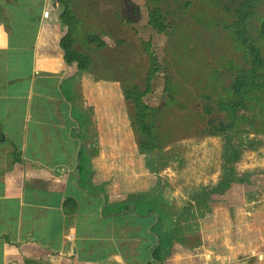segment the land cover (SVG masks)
<instances>
[{
    "label": "rangeland",
    "instance_id": "obj_1",
    "mask_svg": "<svg viewBox=\"0 0 264 264\" xmlns=\"http://www.w3.org/2000/svg\"><path fill=\"white\" fill-rule=\"evenodd\" d=\"M67 2L79 21L73 48L90 60L74 79L83 147L120 196L129 188L130 199L145 195L162 205L171 220L162 264H264V93L237 108L239 130L208 134L209 120H227L216 104L231 101L245 48L264 61V0ZM153 8L166 19L164 33L148 23ZM41 20L54 25L52 11ZM150 55L158 69L142 100L158 109L163 148L146 155L124 91L145 90Z\"/></svg>",
    "mask_w": 264,
    "mask_h": 264
},
{
    "label": "crops",
    "instance_id": "obj_2",
    "mask_svg": "<svg viewBox=\"0 0 264 264\" xmlns=\"http://www.w3.org/2000/svg\"><path fill=\"white\" fill-rule=\"evenodd\" d=\"M59 14L52 0H0V264H151L146 218L112 211L130 189L113 190L83 147ZM83 151L91 193L77 183Z\"/></svg>",
    "mask_w": 264,
    "mask_h": 264
},
{
    "label": "trees",
    "instance_id": "obj_3",
    "mask_svg": "<svg viewBox=\"0 0 264 264\" xmlns=\"http://www.w3.org/2000/svg\"><path fill=\"white\" fill-rule=\"evenodd\" d=\"M52 5L53 7L59 8L61 10L59 20L63 35L59 39V48L62 52L64 64L68 68H72L75 74L83 72L89 67L90 60L87 56L80 54L73 48V35L78 28L79 21L70 10L67 0H52ZM246 6L248 5L245 4V8ZM237 10L239 11V9ZM165 21V17L158 10V8H153L149 11L148 23L157 33L165 32ZM240 22L243 23V19L241 21L240 18L239 23ZM262 27V34L264 35V25ZM88 39L93 41L95 37L91 36ZM99 46L100 43L98 46H96V48L99 49ZM244 52L246 57L245 65L236 71L233 83L230 87L231 101L228 103L219 101L216 104L217 109L215 112L221 114L227 113L225 116V119L227 120H209L210 122H208V124L210 125V129L208 134L210 136L225 134L232 129L239 130L237 129L239 127L236 117L237 108L239 106H243L244 99H248L250 96H252L251 93L255 91L262 92V94L264 93V61L258 54V51L254 48L247 47L245 48ZM149 57L151 67L145 79V90L139 91L135 87V89L133 88L131 91H124L125 98L131 102L134 112L132 126L134 127V130L138 136V151L139 153L146 155L160 151L163 148L161 129L154 121V115L159 113L158 109H152L148 107L142 100L149 91L151 80L158 69L157 62L155 61L154 57L152 55ZM72 81L73 79L71 78L66 80L67 90H69L68 86L72 83ZM165 85L167 89L166 92L169 93V88H167L168 84H166V82ZM67 90L64 88L62 93L65 98L73 104V96L70 95ZM205 106V112H208L206 109L210 110V107L207 104ZM74 118L78 122L80 129L84 130L86 122L84 114L74 113ZM88 161V157H86L84 151L83 153H79L77 157L76 174L78 186L91 193L89 189L86 188L87 182L89 181ZM59 171L61 172L59 173L55 171V175L62 176L64 171ZM224 185L225 181L221 182V184H218L217 186ZM226 186H229V184ZM225 191H228V189ZM144 196H138V198L136 197L134 199L131 198L126 202L117 204L112 208V211L115 214L130 212L131 214L138 217L146 218L145 225L148 228L147 231L150 235L145 236V240L147 248L149 249L152 247L150 252V259L152 260L151 264H162L163 255L165 252L169 251L168 243L170 241L171 220L170 217L167 216V213L164 212L163 207L159 204L158 200L154 199L153 197ZM149 244L152 245L149 246Z\"/></svg>",
    "mask_w": 264,
    "mask_h": 264
}]
</instances>
